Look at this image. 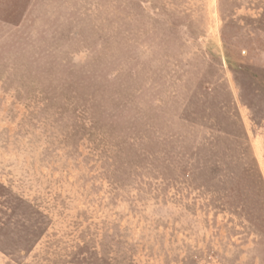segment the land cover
<instances>
[{"label": "rangeland", "instance_id": "obj_1", "mask_svg": "<svg viewBox=\"0 0 264 264\" xmlns=\"http://www.w3.org/2000/svg\"><path fill=\"white\" fill-rule=\"evenodd\" d=\"M185 123L243 126L264 176V0H0V264H264L148 164Z\"/></svg>", "mask_w": 264, "mask_h": 264}, {"label": "trees", "instance_id": "obj_2", "mask_svg": "<svg viewBox=\"0 0 264 264\" xmlns=\"http://www.w3.org/2000/svg\"><path fill=\"white\" fill-rule=\"evenodd\" d=\"M183 127L186 135L168 138L176 139L174 146L148 151V164L164 168L165 179L180 177L191 183L198 181L218 196L219 206L243 215L264 234V176L247 131L238 126L240 135L232 129L227 137L198 141L186 123ZM150 141L157 146L158 141L153 138Z\"/></svg>", "mask_w": 264, "mask_h": 264}]
</instances>
